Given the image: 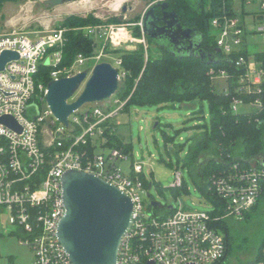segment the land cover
<instances>
[{
	"label": "built area",
	"instance_id": "obj_1",
	"mask_svg": "<svg viewBox=\"0 0 264 264\" xmlns=\"http://www.w3.org/2000/svg\"><path fill=\"white\" fill-rule=\"evenodd\" d=\"M264 16V0L261 1ZM143 26V24L141 23ZM213 29L218 32L217 43L227 54L241 48L244 27L237 17L214 19ZM65 28H55L49 34L33 35L24 30L0 33V56L11 50L19 58L9 61L0 72V118L12 116L21 130L0 123V216L8 213L13 229L8 234L21 236L20 243L34 252L29 264H72L57 236L59 221L65 213L61 178L68 169L95 173L116 184L134 203L133 223L123 238L117 264H216L227 253V238L221 228L224 219H241L257 204L264 192V160L246 164L233 161L225 170L211 176V188L224 204V213L210 210H189L182 203L160 214L150 201L141 173L144 165L136 162L131 173L125 174L122 162L130 155L119 148L102 149L103 124L114 121L125 101L115 99L120 108L103 107L94 103L81 107L70 118V125L58 121L50 108L43 110L39 101L46 102L47 87L37 84L36 75L42 62L53 66L52 80L73 76L82 71L78 67L88 59L79 55L70 68H58L65 45ZM264 33V25L256 29ZM95 35L98 26L87 27ZM246 66L240 76L239 92L245 95L261 94L264 68L251 67L243 56L236 62ZM211 73H215L214 70ZM215 78L228 80L222 69ZM125 73L120 72V81ZM227 91L224 86L222 88ZM47 104V102H46ZM246 105L263 106L260 98L245 102L235 97L232 110ZM250 109V110H251ZM78 127L81 131L76 133ZM100 147L93 154L89 143ZM183 177L178 173L173 185L181 186ZM151 205V208H149ZM0 220V232L1 229ZM0 264H9L2 261ZM11 264V263H10ZM252 264H264L263 258Z\"/></svg>",
	"mask_w": 264,
	"mask_h": 264
},
{
	"label": "trees",
	"instance_id": "obj_2",
	"mask_svg": "<svg viewBox=\"0 0 264 264\" xmlns=\"http://www.w3.org/2000/svg\"><path fill=\"white\" fill-rule=\"evenodd\" d=\"M8 0H0V5ZM12 1V0H11ZM167 1V0H166ZM169 9L178 14L180 22L184 27L193 29L201 38V53H177L168 44L146 35L148 42L155 46L146 49L140 43L133 50L116 49L120 54L121 73L125 77L120 81L115 99L125 101L122 109L129 110L133 105H174L176 102L206 101L209 105L210 119L205 123H198L196 127L201 131L194 137L188 154L183 160V165L188 167L197 189L204 194L209 202L216 205L214 214L224 213V204L211 188V176L225 170L233 161H244L249 164L255 161L259 164V158L264 153V80L261 94L245 95L239 92L240 76L246 70V66H238L236 62L243 56L250 61L253 56L256 64L264 68V50L254 51L251 54L242 44L240 49L227 54L219 50L217 37L213 34L212 22L214 19H225V17H236L235 0H168ZM160 14V13H159ZM259 18L263 14L258 15ZM93 16L80 17L68 16L59 27L65 28V45L63 47L62 60L58 68H70L76 62L79 55L86 58L95 55L97 41L94 35L89 34L80 27L92 23H100ZM109 22L122 23L120 18H112ZM80 28V29H78ZM143 26L136 27L135 36L142 35ZM55 68L44 62L39 66L36 75L37 84L43 83L48 86L52 81V71ZM222 69L227 70L229 78L225 87L227 91L218 89L214 74H219ZM214 70V74L211 71ZM235 97H242L245 102L260 98L263 102L261 108L254 107L245 112L232 110V102ZM113 108V105H108ZM203 113V108L198 110ZM205 118L204 115L198 116ZM104 135L101 136L102 149L119 148L128 153L134 164L133 143L125 141L118 133V124L108 121L103 124ZM81 131L78 127L76 133ZM165 141L171 142L172 135L165 133ZM100 146L89 143L88 152L93 154ZM144 186L150 196V184L152 187L160 186L156 181H148L145 172L141 173ZM172 194L179 197L182 193L189 192L188 184L184 181L181 186L173 185ZM264 200V192L260 195L257 204L245 213L257 209ZM151 208V205H149ZM170 210L168 209L167 213ZM166 213V214H167ZM227 238V253L225 257L216 264H223L228 253L233 248L234 234L227 219L220 224ZM2 233L0 232V236ZM255 259L252 263L263 258L264 239L260 244ZM251 263V264H252Z\"/></svg>",
	"mask_w": 264,
	"mask_h": 264
},
{
	"label": "rangeland",
	"instance_id": "obj_3",
	"mask_svg": "<svg viewBox=\"0 0 264 264\" xmlns=\"http://www.w3.org/2000/svg\"><path fill=\"white\" fill-rule=\"evenodd\" d=\"M155 1L166 0H8L0 5V33L24 30L33 35L41 33L45 35L55 28H60L61 22L71 15L98 18L100 23L80 27L86 31L89 26H98V32L94 35L97 41L96 53L78 67L79 70H86L90 75L94 66L103 61H108L119 69L121 59L120 54L115 52L116 49L133 50L142 43L146 49L152 48L157 51L155 46L148 42L144 31L141 37L135 36L136 27L141 25L146 10ZM261 1L235 0L234 3L237 15L243 22L244 47L251 54L254 51L264 50V33L256 30L259 25H264V16L258 17L263 14ZM116 17L120 18L122 23L109 22ZM120 28L125 29L128 38L117 43L115 32ZM212 32L215 37L218 36L216 30ZM250 64L251 67L257 66L253 56H250ZM216 80L218 89L224 88L225 78L219 77ZM114 100L115 96H112L99 103L103 107L112 104L114 108H120L122 103L118 104ZM38 104L43 110L49 109L46 102L39 101ZM92 104L94 103L85 104L83 109ZM201 108L203 113L198 111ZM250 109L251 107L246 105L239 107L241 112ZM200 114L205 118L198 117ZM209 119V105L206 101L176 102L174 105L166 106L133 105L129 110L120 109L115 116L118 133L125 141L133 143L134 163H142L148 181L154 180L160 186L158 189L154 185L150 189V197L145 195L146 201L156 199L162 203V207L156 208L158 213L166 214L168 206L178 207L180 203L189 210L212 208L208 199L197 189L188 167L183 165L194 137L201 131L196 124L208 122ZM165 133L174 136L171 142L165 141ZM262 160L264 153L259 158V161ZM132 163L131 157L122 162L125 174L131 173ZM178 173H181L190 191L176 198L172 194L171 187ZM8 216L7 212L0 216L2 261L9 264L32 263L35 255L33 250L20 243L21 236L8 234L13 229ZM227 221L234 238L233 248L223 264H251L264 239V200L257 209L250 211L247 217L228 218Z\"/></svg>",
	"mask_w": 264,
	"mask_h": 264
},
{
	"label": "water",
	"instance_id": "obj_4",
	"mask_svg": "<svg viewBox=\"0 0 264 264\" xmlns=\"http://www.w3.org/2000/svg\"><path fill=\"white\" fill-rule=\"evenodd\" d=\"M168 5V0L157 1L149 8L145 20L152 18L154 32H149L147 25L143 26L144 32L152 38L167 34L176 44L188 39L189 47L198 50L202 44H195L197 34L192 35L193 29L184 28L178 14L166 10ZM158 7L164 10L160 18L155 15ZM155 20L164 21L165 25L159 26ZM201 57L205 54L201 53ZM18 58L15 51H3L0 72L9 61ZM119 84L120 70L103 61L94 66L90 75L82 70L73 76L52 80L47 87L46 102L54 117L69 126L74 112L87 103H99L115 96ZM0 123L21 130L12 116H2ZM61 183L65 213L59 221L57 236L72 264H117L123 238L133 223L134 203L129 194L107 179L79 169L65 171ZM151 204L163 206L156 199ZM147 264L156 263L149 261Z\"/></svg>",
	"mask_w": 264,
	"mask_h": 264
},
{
	"label": "flooded vegetation",
	"instance_id": "obj_5",
	"mask_svg": "<svg viewBox=\"0 0 264 264\" xmlns=\"http://www.w3.org/2000/svg\"><path fill=\"white\" fill-rule=\"evenodd\" d=\"M155 2H157V1H155ZM154 2V3H155ZM153 3V4H154ZM152 4V5H153ZM151 5V6H152ZM150 6V7H151ZM149 7V8H150ZM148 8V10H150ZM148 10H146V12H145V14H144V16H143V18H142V24H143V26L145 27V25H147V28H148V31L149 32H154V31H152V29H151V21H152V18L150 17L149 19H148V21L146 22V20H145V17H146V15H147V11ZM166 10L167 11H173V10H171V9H169V5H168V8H166ZM163 12H164V10L161 8V7H158V8H156V10H155V15H156V17L157 18H160V17H162V15H163ZM160 13V14H159ZM155 22L157 23V25H159V26H163V25H165V22L164 21H161V20H155ZM184 27V26H183ZM184 28H187V27H184ZM146 33V32H145ZM147 34V33H146ZM195 34H197V33H192V35H195ZM148 35V34H147ZM197 36V37H196ZM195 37H194V41H195V44H197V43H199V42H201V38H200V36L197 34ZM156 41H159V42H162V44H164L165 46H167L168 44H170V48L171 49H173V51L174 52H177V53H199L200 52V50H202L201 49V47L200 48H198V50L197 49H195L194 47L193 48H190L189 47V41H188V39H184V40H182V42H180V43H178V44H176V43H173L172 41L173 40H171L170 39V37H168L167 36V34H162V35H158L157 37H155L154 38Z\"/></svg>",
	"mask_w": 264,
	"mask_h": 264
},
{
	"label": "bare ground",
	"instance_id": "obj_6",
	"mask_svg": "<svg viewBox=\"0 0 264 264\" xmlns=\"http://www.w3.org/2000/svg\"><path fill=\"white\" fill-rule=\"evenodd\" d=\"M125 29H123V28H120V29H118L115 33V35H116V40H118L117 41V43L118 42H121V41H124V40H127V38H128V35H127V32L126 31H124ZM119 33H122V35H120ZM112 38H113V42L115 43V39H114V37H113V35H112Z\"/></svg>",
	"mask_w": 264,
	"mask_h": 264
},
{
	"label": "crops",
	"instance_id": "obj_7",
	"mask_svg": "<svg viewBox=\"0 0 264 264\" xmlns=\"http://www.w3.org/2000/svg\"><path fill=\"white\" fill-rule=\"evenodd\" d=\"M237 18H239L238 17V15L236 16ZM239 20L241 21V24H242V26H243V22H242V20L239 18ZM243 46H244V42H243Z\"/></svg>",
	"mask_w": 264,
	"mask_h": 264
}]
</instances>
